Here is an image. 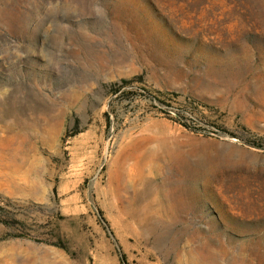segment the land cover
Here are the masks:
<instances>
[{
    "label": "rangeland",
    "instance_id": "rangeland-1",
    "mask_svg": "<svg viewBox=\"0 0 264 264\" xmlns=\"http://www.w3.org/2000/svg\"><path fill=\"white\" fill-rule=\"evenodd\" d=\"M0 264H264V0H0Z\"/></svg>",
    "mask_w": 264,
    "mask_h": 264
},
{
    "label": "bare ground",
    "instance_id": "bare-ground-1",
    "mask_svg": "<svg viewBox=\"0 0 264 264\" xmlns=\"http://www.w3.org/2000/svg\"><path fill=\"white\" fill-rule=\"evenodd\" d=\"M242 42H244V44H248L249 43V40L248 39H246V38H243L242 39ZM159 157H162L161 155H159L156 151H152L151 152V161H161V160H163V158H159ZM181 186H182V183H180L179 184V188H181ZM166 194V197H170V196H172V193H170V192H166L165 193ZM168 207H169V210H173L174 209V205H172V203H170L168 206H167V210H168Z\"/></svg>",
    "mask_w": 264,
    "mask_h": 264
}]
</instances>
